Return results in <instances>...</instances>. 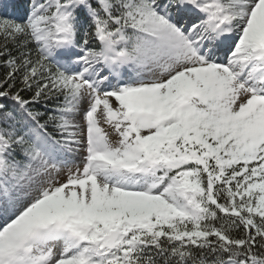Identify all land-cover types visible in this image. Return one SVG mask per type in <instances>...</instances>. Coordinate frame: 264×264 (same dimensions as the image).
Listing matches in <instances>:
<instances>
[{"label":"snow or ice","instance_id":"snow-or-ice-1","mask_svg":"<svg viewBox=\"0 0 264 264\" xmlns=\"http://www.w3.org/2000/svg\"><path fill=\"white\" fill-rule=\"evenodd\" d=\"M0 264H264V0L0 12Z\"/></svg>","mask_w":264,"mask_h":264},{"label":"trees","instance_id":"trees-1","mask_svg":"<svg viewBox=\"0 0 264 264\" xmlns=\"http://www.w3.org/2000/svg\"><path fill=\"white\" fill-rule=\"evenodd\" d=\"M4 4L13 5L5 9L2 7ZM28 6V0H0V12L7 14H16L24 11Z\"/></svg>","mask_w":264,"mask_h":264}]
</instances>
